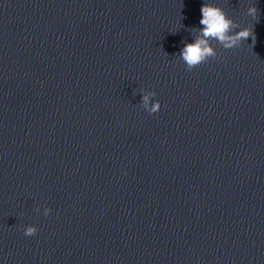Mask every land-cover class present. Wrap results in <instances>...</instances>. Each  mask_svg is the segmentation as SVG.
<instances>
[{
	"label": "clouds",
	"instance_id": "9594fccd",
	"mask_svg": "<svg viewBox=\"0 0 264 264\" xmlns=\"http://www.w3.org/2000/svg\"><path fill=\"white\" fill-rule=\"evenodd\" d=\"M200 12L202 18L199 24L202 27L190 29L194 34L193 42L185 43L178 54V59L184 63L187 71H192L207 63L210 59L216 58V48L211 44L213 40L225 50L239 48L249 37L252 38V42L255 44L256 37L253 28L241 27L240 24L228 16L223 8L213 3L205 2L202 4ZM247 14L254 19L257 18L258 8L250 6L247 9ZM155 96L156 93L154 91H143V100L140 106L149 115L157 113L161 108L158 100L153 102ZM36 211L39 212V208ZM50 212V208H44L43 215L48 216ZM37 231L38 229L34 225L24 228L25 235L29 237L36 235Z\"/></svg>",
	"mask_w": 264,
	"mask_h": 264
}]
</instances>
